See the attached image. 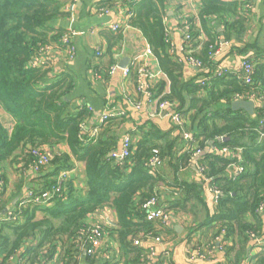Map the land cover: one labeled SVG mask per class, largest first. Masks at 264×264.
I'll list each match as a JSON object with an SVG mask.
<instances>
[{
  "label": "trees",
  "instance_id": "obj_1",
  "mask_svg": "<svg viewBox=\"0 0 264 264\" xmlns=\"http://www.w3.org/2000/svg\"><path fill=\"white\" fill-rule=\"evenodd\" d=\"M68 1L0 0V105L15 120L11 133L0 123L2 210L27 187L35 196L50 192L57 186L60 173L72 172L76 163H81L85 172L83 187L70 177L48 204L26 203L21 207L17 204L13 211L16 220H0V264H79L82 258L86 264H173L168 253L156 258L152 249L135 245L137 241L148 242L158 237L164 242L176 235L174 228L146 219L143 206L159 194L162 185L173 188L160 170L152 172L146 164L158 155L161 161L167 159L179 167L183 164L189 167L195 152L184 151L182 146V154L178 151V158L175 157L181 135L176 134L175 140L159 145L162 137L151 129L137 136L130 157L121 162L115 154L119 136L114 130L126 123L125 117L102 123L96 138L84 133L88 114L70 101L76 87L74 73L68 70L55 73L54 67L47 65L30 66L45 47L57 46L56 52L63 51L60 41L69 34L53 29L52 23L64 15ZM198 1V18L188 19L182 27L183 47L185 51H193L192 57L201 63L196 70L203 84L195 79L186 82L183 78V65L166 25L168 0L139 3L131 0L128 25L143 34L165 76L152 94L159 98L158 103L172 104V110L182 116L196 149L204 152L214 145L241 150L243 171L235 179L228 173L230 158L206 152L197 162L198 167L205 168V175L212 178L211 183L204 184L202 177V185L176 183L174 189L182 195L164 210L191 217L187 241L199 230L212 232L206 248L216 247L218 240L223 239L222 249L229 262L244 264L252 248L250 242L257 236L255 220L258 221L259 209L264 204V108L249 115L234 112L231 105L249 100L255 92L264 94V62L256 55L243 60L253 67L252 86L244 83L243 70L232 74L226 69L219 76V67L223 66L216 60V54L221 37L233 50L247 52L246 46L242 50L234 46L242 43L246 33L248 20L239 14L244 3ZM228 18H234L233 23ZM213 21L224 24L222 33L215 29ZM185 35L189 40H185ZM113 38L118 43L121 40L120 36ZM96 70L100 73L99 65ZM133 74L136 81L137 75ZM63 145L69 152L59 150ZM47 148L52 153L48 164L34 172L37 174L34 180L40 182L38 188L30 185L25 175L37 166L38 158L33 152ZM11 170L17 181L12 183L11 198L4 201ZM210 187L222 193L211 203L212 207L206 197ZM107 207L115 213V227L89 223L91 217ZM200 209L206 213L204 220L199 218ZM97 226L116 244L114 252L111 248L98 250L93 256L84 254ZM195 248L199 253L204 250L199 244ZM10 258H14L13 263ZM250 264H264V251L252 258Z\"/></svg>",
  "mask_w": 264,
  "mask_h": 264
},
{
  "label": "crops",
  "instance_id": "obj_2",
  "mask_svg": "<svg viewBox=\"0 0 264 264\" xmlns=\"http://www.w3.org/2000/svg\"><path fill=\"white\" fill-rule=\"evenodd\" d=\"M130 1L69 0L63 9L64 15L52 23L53 29L63 30L69 34L76 49L75 57L72 60H67L59 53H54L52 59L55 73L68 70L73 72L76 77V87L70 94V101L88 114L84 122V133L89 138H93L95 131H98V137L100 134L98 128L102 124L101 119L105 112L110 111L112 114L125 113L122 117H125L126 123L118 130H114V132L116 131L115 134L119 136L118 150L115 153L117 157L122 151V141L126 135L132 136L134 145L137 142V136L150 132L151 129L158 133L159 137H162L158 140L159 145H163L166 141L175 140L178 135L170 118L155 116L158 112L159 98L156 99L151 91L155 90L157 85L165 79V76L159 68L157 58L153 54L147 53L150 46L143 34L138 29L128 25L131 12L128 6ZM135 1L139 3L141 0ZM251 3L252 10L249 14L244 12L243 6L239 10V14L248 20L247 28L242 43H234V46H239L241 50L246 46L247 52L242 53L239 52L240 50H233L231 45L224 41L223 37H221V47L217 50L216 60L221 62V65L232 74L239 73L242 70V62L247 57L261 56L260 59L264 62V0H251ZM199 7L200 2L198 0H168L167 3L166 25L176 55L182 62L183 78L186 82L194 79L197 82L201 80L197 78V70L186 61L182 49L184 34L182 27L188 19L195 18L196 20L198 18ZM227 21L231 24L234 18H228ZM115 25L120 27V32L112 30ZM212 25L219 33L224 31V24L220 21H213ZM116 36L121 37L119 43L113 38ZM99 54L100 57H98ZM125 60L129 61L128 68L147 66L146 69L156 76L160 73L159 76H155L150 81L149 89L153 98H148L138 90L139 85L137 80H134V74H131L128 78L124 77L122 70L125 68L119 66ZM98 65L100 73L96 70ZM115 65H118L119 70L111 74L110 69ZM260 108H264V105L255 102V112ZM167 110L174 112L172 109ZM0 123L9 133L12 132L15 126L14 118L5 112L1 105ZM134 133L135 136L132 135ZM181 147L184 151L192 150L190 143L182 138L174 151V156L177 158L178 151L182 150ZM59 150L69 152L64 145ZM206 152H209V150L207 149L201 154ZM180 154H182L181 151ZM198 166L195 158L191 160L189 167L187 164L179 167L175 162L170 163L167 159L162 160V165L157 171L160 170V173L164 175L168 184L173 188L165 185L161 186L157 195L160 207H169L172 201L174 202L179 195H182V192L174 189L176 183L187 182L202 185ZM36 175L33 171H29L25 175V179L30 185L38 186L40 182L34 180L37 178ZM70 177H74L76 184L83 187L85 181L84 166L81 163H76ZM10 180L9 189L3 197L4 201L11 198L12 183L15 180L17 181L13 170L10 171ZM39 187L41 186L39 185ZM28 188L30 187L25 188L19 197L5 205L4 211L1 210L0 220L6 218L10 212L16 209V205L19 204L16 201L23 198L26 191L29 190ZM206 197L209 200V207H212L211 203H214V200L209 189L206 192ZM7 208H9V211L5 214ZM198 213L201 220L207 217L201 209ZM170 215L171 221L168 228H174L175 231L179 228L176 235L166 238L162 246L155 245L154 240L148 242H142L141 240L140 246L153 249L155 251L153 256L156 258L162 253H168L170 255L168 257H170L173 264H231L222 249V246L225 245L223 239L218 240L216 247L208 249L206 245L211 243L212 234L210 235V233L212 232L206 233V230L203 229L196 232L191 241H187L189 227L192 225L191 217L185 213L175 211H171ZM89 223L102 224L105 227L113 228L116 225V216L114 211L107 207L97 216L91 217ZM255 227L258 233L250 242L252 248L244 264H250L252 258H256L258 254L264 251V212L260 214L258 221L255 220ZM198 244L204 246V250H201L200 253L195 248ZM111 248L114 252L117 246L106 236L100 250L105 251ZM79 261V264H86L84 258Z\"/></svg>",
  "mask_w": 264,
  "mask_h": 264
},
{
  "label": "built area",
  "instance_id": "obj_3",
  "mask_svg": "<svg viewBox=\"0 0 264 264\" xmlns=\"http://www.w3.org/2000/svg\"><path fill=\"white\" fill-rule=\"evenodd\" d=\"M220 1H225V2H233V1H239L244 3V12L247 14L252 10V3L251 0H220ZM68 9V7H67ZM112 30L115 32H118L120 30V27L118 25H115L112 27ZM184 33V32H183ZM184 35V34H183ZM187 36V35H185ZM185 40H189V37L187 36ZM61 46L63 47V51H57L56 50L59 48L57 46H52V47H45L41 49L39 55L35 57L32 61L30 66L32 68L36 67H41L44 65L53 66V55L54 53H59L61 56L65 57L67 60H72L75 57L76 49L74 45L72 44L71 37L69 35H65L61 41ZM184 43V41H183ZM183 53L185 55L186 61L192 65L195 69L201 68V63L198 61L194 60L192 57L193 51H185L184 47H182ZM148 54L152 55L150 47L147 50ZM100 55V54H99ZM135 65V64H134ZM147 67V66H146ZM146 67H138L136 66L133 67H126L125 69L122 70L123 75L125 78H128L133 72L137 75V82H138V90L141 93H144L148 98H153L152 94L150 93V81H152L155 78V74H153L151 71L146 69ZM223 67H219V73L218 75L221 76L223 72H225L226 69ZM119 70L118 65L112 66L110 69V73L114 74L116 71ZM242 78L243 81L246 85H253V80L251 78L253 74V67L250 63L247 62H242ZM160 73L157 74L159 76ZM156 76V77H157ZM202 84L204 81L201 79ZM247 101H253V102H259L262 105H264V94L261 92H255L252 96H250L249 100ZM159 102V101H158ZM173 105L170 104L169 102H162L158 103V112L156 113L155 116L157 117H168L170 120L173 122V125L176 128V132L181 135V138L183 140L187 141L190 143V147L193 151H195L194 158L198 157L202 151L197 150L195 147V143L193 141V136L190 134V132L186 129L185 127V120L182 118V116L179 113L175 112H169L167 109H172ZM125 113H110V111L105 112L101 119V123L106 122L110 118H116V117H122L124 116ZM98 131H95L93 134V138L97 137ZM221 141H224L223 138L220 139ZM132 138L129 135H126L123 138L122 141V151L120 155L118 156V160L123 162L125 159L130 157L131 154V146H132ZM195 149V150H194ZM212 153L215 154H220L225 157H228L232 160L231 166L229 168V176L231 178H237L243 171L242 168V160H241V150L237 149L235 151H232L228 148H219L217 146L212 145L209 149ZM33 154L38 158L37 166H35L31 171L37 172L40 166L47 165L50 158H51V151L47 149H41L38 151H34ZM162 165V161L159 158L158 155H155L153 158H151L146 166L151 169L152 172H157V170L160 168ZM198 172L201 175L203 181L206 184H210L212 178H209L208 176L205 175V168L204 167H198ZM72 172H62L60 173L57 181V186L53 187L50 192H45L41 194L40 196H35V194L31 191H26L25 195L23 198L19 201L20 207L23 206L26 203H36L39 205H46L49 203V201L54 197V195L59 192L61 184L69 179L70 175ZM209 192L213 197L214 202L218 199L220 195H222L221 191L214 187L209 188ZM2 207L0 204V213H1ZM143 210L146 213V219L148 221H158L163 224L164 227H168L169 223L171 221V215L170 213H167L164 208L159 206V197L156 195L152 199H150L144 206ZM260 213L264 212V204L260 207L259 209ZM17 214H14L13 212H10V214L5 218L6 220H16ZM105 239V234L103 229L100 226H97L96 228L93 229L92 235L89 238V243L86 245L84 249V254L86 255H91L93 256L98 250L101 249L103 242ZM155 245L162 246L163 245V240L158 237L154 239ZM135 245H141L140 241L135 242ZM152 251H154L152 249ZM14 261V258H10L9 262L12 263Z\"/></svg>",
  "mask_w": 264,
  "mask_h": 264
},
{
  "label": "water",
  "instance_id": "obj_4",
  "mask_svg": "<svg viewBox=\"0 0 264 264\" xmlns=\"http://www.w3.org/2000/svg\"><path fill=\"white\" fill-rule=\"evenodd\" d=\"M129 61L125 60L123 63L120 64L119 67L121 68H126L128 66ZM231 109L234 112L237 111H244L246 113H248L249 115H253L254 111H255V102L253 101H244V100H238L232 103L231 105ZM204 154L199 155L198 157L195 158V162H197L201 157H203ZM20 199H18L16 201L19 202ZM9 211V208L6 209V211L4 212L5 214ZM176 231H179V228L176 229Z\"/></svg>",
  "mask_w": 264,
  "mask_h": 264
}]
</instances>
